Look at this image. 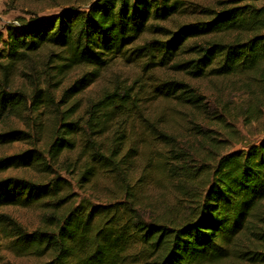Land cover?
Instances as JSON below:
<instances>
[{
    "label": "trees",
    "instance_id": "obj_1",
    "mask_svg": "<svg viewBox=\"0 0 264 264\" xmlns=\"http://www.w3.org/2000/svg\"><path fill=\"white\" fill-rule=\"evenodd\" d=\"M2 44L0 146L31 148L0 158V174L29 168L39 178L0 177V209L33 208L40 222L28 231L0 215V260L4 240L36 264H264V0L68 3L8 26ZM117 63L136 74L83 98ZM79 68L88 71L61 89ZM165 102L198 116L188 125L198 144L168 130ZM237 123L263 137L227 151L245 139ZM191 156H202L198 168ZM155 175L177 197L158 213L143 189ZM102 181L113 187L108 202L75 191L99 192Z\"/></svg>",
    "mask_w": 264,
    "mask_h": 264
},
{
    "label": "rangeland",
    "instance_id": "obj_2",
    "mask_svg": "<svg viewBox=\"0 0 264 264\" xmlns=\"http://www.w3.org/2000/svg\"><path fill=\"white\" fill-rule=\"evenodd\" d=\"M87 0H0V49L3 47V40L7 37V28L11 25H18L21 19L27 21L34 18H44L58 14L63 7L69 4H83ZM198 4L204 7L215 8L218 5L219 0H194ZM47 52L37 54L34 65L35 70L40 72L43 70L44 63L47 61ZM49 63V62H48ZM46 64V63H45ZM88 69H75L73 70L66 81L64 82L61 89L68 87L76 78H79ZM134 65H127L123 63H117L103 71L102 77L97 80L91 87H89L83 94V98L94 96L97 91L108 82L110 77L115 74H119L122 77L132 78L135 73ZM23 82L19 80L18 83ZM193 83V82H192ZM201 86L203 93L212 96L216 100L226 101L229 98L228 92H217L212 89V85L209 81L194 82ZM214 90V91H212ZM220 98V99H219ZM159 108L163 110L164 114L161 119L163 122H168V130L174 133L181 141L186 143L198 144L195 138L191 137V133L188 130L191 120L198 118L192 111L186 110L183 107L177 105L175 102H165L159 105ZM14 124L19 128L23 125L17 121ZM237 127L245 135L243 142H233L226 149L227 151L240 149L243 144L252 140H259L263 137L261 127L258 125H252V127L245 128L240 123L236 124ZM41 143H39V146ZM31 145L26 142H16L9 145L0 146V158L12 157L19 154L27 149H30ZM194 158V163L197 167L201 164L202 156H191ZM147 166L143 164L138 165V170L144 172ZM65 176V174L62 173ZM0 177H17L31 180H37L38 174L29 168H10L4 173L0 174ZM144 193L151 202L149 212L158 213L162 209L170 208L174 206L177 197L173 190V184L162 175H155L153 179L159 182L157 185L150 184L151 178L144 177ZM102 187L99 192H92L88 188L78 189L75 187L79 198H89L92 201L108 202L113 199L111 196L112 185L108 182L102 181ZM172 184V185H171ZM0 215L8 216L18 223H20L26 230L33 231L37 228L40 222V212L33 208H22L16 206H9L0 209ZM3 248L1 251L0 264H36L37 260L33 257H19L14 255L11 251L5 248V241H2Z\"/></svg>",
    "mask_w": 264,
    "mask_h": 264
}]
</instances>
